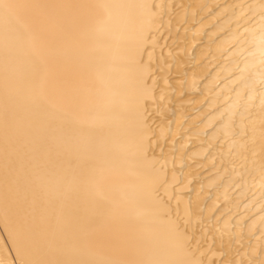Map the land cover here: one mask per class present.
<instances>
[{
    "label": "bare ground",
    "instance_id": "obj_1",
    "mask_svg": "<svg viewBox=\"0 0 264 264\" xmlns=\"http://www.w3.org/2000/svg\"><path fill=\"white\" fill-rule=\"evenodd\" d=\"M172 2L0 0V264L264 262V0Z\"/></svg>",
    "mask_w": 264,
    "mask_h": 264
},
{
    "label": "rangeland",
    "instance_id": "obj_2",
    "mask_svg": "<svg viewBox=\"0 0 264 264\" xmlns=\"http://www.w3.org/2000/svg\"><path fill=\"white\" fill-rule=\"evenodd\" d=\"M174 1V3L172 2V5H171V7H172V9H173V12H172V23H174V20H175V18H176V11H178L180 8L179 7H177V5H178V0H173ZM176 1V2H175ZM223 0H219V2H222ZM175 4V5H174ZM177 9H175L174 7ZM215 11V8L214 7H212V9L210 10V12L212 13V12H214ZM209 12V13H210ZM175 16V18H173ZM177 19V18H176ZM176 21V20H175ZM184 22V21H183ZM182 23V22H181ZM181 23L180 24H178V27H185L184 25H185V23H183L182 25H181ZM181 25V26H180ZM179 28V30L180 31H182L183 32V30H184V28H181L180 29ZM179 30H177V34L175 35V33L173 32V31H169V32H172V33H170L169 34V32L166 30V31H164V33H163V35H162V38H164L165 36V40H166V43H164L165 42V40L164 39H162V41L164 40V51H165V48H166V57H168L169 59H170V56L172 55L173 56V54H174V51H177V49L180 47V38L179 37H181L182 36V32L180 33V31ZM179 32V33H178ZM180 36H179V35ZM179 36V37H175V36ZM174 38H176V39H174ZM179 38V39H178ZM187 38V37H186ZM185 38V40H187ZM189 39V38H188ZM172 41H173V44L171 45V43H172ZM189 41V40H188ZM187 42V41H186ZM199 42V43H198ZM197 43H195V45H194V48H198V47H200L201 45H202V42L201 41H198ZM167 45V46H166ZM170 47H171V51H167L168 49L170 50ZM168 48V49H167ZM169 53H173V54H170V55H168ZM207 60H210V57H207L206 58ZM173 64V63H172ZM184 65H182V66H184V67H182V69L184 68V72H187V71H190L191 69H192V65H188V64H186V62L185 63H183ZM189 64H191V63H189ZM215 64H213V66H214ZM174 66V64L171 66V67H173ZM192 66V67H191ZM212 66V65H211ZM175 67V66H174ZM174 67L172 68V70H174ZM190 67V68H189ZM172 70H170V75L168 74V80H170V81H168V83L169 82H171V83H173V81L175 82L177 79H178V72H174V71H172ZM174 72V73H173ZM173 73V74H172ZM160 76V75H159ZM162 77H159V82H161V79ZM170 83V84H171ZM197 87H199V88H197V89H193L192 91H191V93H190V95L191 96H197V95H199V93H201V90H202V86L200 87V86H197ZM194 91V92H193ZM198 91V92H197ZM200 91V92H199ZM180 101V100H179ZM179 101H177V103L174 105V103L172 104V105H170V107H171V110H172V108H173V112H177V109H178V107H179V105H178V103H179ZM177 105V106H176ZM174 106V107H173ZM175 106H176V108L177 109H175ZM179 110V109H178ZM188 111H186L185 112V115L183 116V125H184V123L185 122H187V121H189V119L191 118V117H193V115H194V110H193V112H192V110H190V109H187ZM170 111V110H169ZM173 112L172 111H170L169 113H165L164 112V114H163V112H161V113H158V112H156L155 114H154V112H151L150 113V117H152V118H157V121L159 120H161V121H163V120H168V121H172L174 118L173 117H175L176 115L175 114H177V113H174L173 114ZM189 112V113H188ZM172 113V114H171ZM179 113V112H178ZM188 115H187V114ZM164 116H163V115ZM168 114V115H167ZM156 115V116H155ZM163 117H164V119H163ZM155 118V119H156ZM166 118H168V119H166ZM170 118H171V120H170ZM173 118V119H172ZM155 119H153L154 120V126H158V125H160L159 123H161V121L159 122H157L158 123V125H156L157 123H156V120ZM197 127V125L195 124V125H191V127L189 128V129H182V132L176 137V139H175V141H179V140H181V139H183V138H185V137H187V136H190V139H189V141H188V143H187V150L185 151V153H184V155H183V157L180 159V163H178V168H177V171L179 172L180 171V169H181V171L182 172H179V173H183V170L184 171H186V169H187V157H188V152H190V151H192V150H194L195 148H197L196 146H195V136H191V133H192V131L194 130V129H196V127ZM195 127V128H194ZM168 137V139H169V136H167ZM167 137H166V141H168V139H167ZM206 144H201V145H199V147L200 146H205ZM168 148V147H167ZM165 149H166V146L164 147V148H162V151H165ZM213 149H214V147L213 146H210V147H208V149H207V156L209 157V156H211V153H212V151H213ZM209 151H211L210 153H209ZM217 158L219 157V156H216ZM218 159H220V158H218ZM217 159V160H218ZM204 160V159H203ZM186 161V162H185ZM196 162V161H195ZM193 162L192 164H191V166L192 167H196V169H195V171H193V172H195V173H193V175L191 176V181H190V185H189V187H187L186 189H184L183 190V193H182V195H187V196H183L184 198H189V199H191V196H192V194H193V192H194V190H193V187L194 188H196L197 186L196 185H199V181H198V179H200L201 180V178H203V177H205L208 173H210V172H212V171H214L216 168H217V165L215 164L214 166H211V164H207L208 165V167L206 166V164L205 165H202L201 164V167H200V163L198 162ZM184 163H186V164H184ZM195 163V164H194ZM183 164V165H182ZM194 164V165H193ZM181 165H182V167H181ZM210 165V166H209ZM181 167V168H180ZM199 169H198V168ZM214 167H216V168H214ZM184 168V169H183ZM221 171V170H220ZM221 173V172H220ZM220 173H218V174H220ZM181 175V174H180ZM194 178V179H193ZM197 179V180H196ZM209 179H211V178H209ZM208 179V180H209ZM192 184V185H191ZM191 186H193V187H191ZM191 188H192V190H191ZM215 188V189H214ZM216 188L217 187H212L211 188V192L209 193V192H207V193H209L208 194V196H207V194H205L206 196H207V198L205 199V200H212L213 199V197H214V191L216 190ZM197 189V188H196ZM195 189V190H196ZM214 189V190H213ZM190 190V191H189ZM232 190H233V193H232ZM231 191H230V197L231 198H235V196L234 195H236L235 194V190L234 189H232ZM193 191V192H192ZM213 194V195H212ZM201 197L204 195V192H201ZM237 196V195H236ZM256 196H258V194H256ZM205 198V197H204ZM260 199H258L257 200V202H256V207L257 206H260V204H262L263 202L262 201H260L261 199L263 200V196L262 195H260V197H259ZM260 201V202H259ZM223 202V203H222ZM246 202L247 201H242V203H244V204H242V203H238V204H241V206L240 207H242L243 205H245L246 204ZM259 202V203H258ZM259 204V205H258ZM227 205L225 204V202H224V198L222 199V200H220V202H219V204L216 206V209L214 210V213H213V216H217V214L219 213L220 214V212H221V210L222 209H224L225 207H226ZM253 212V211H252ZM224 213V212H223ZM255 213V212H254ZM254 213H251V214H254ZM218 214V215H219ZM244 214H247V212H244ZM229 215V213H226L225 212V214L221 217V219H225L227 216ZM236 215V214H235ZM233 216V218H232V220H234L238 215H236V216ZM255 216H257V214L255 215ZM220 219V222L222 221ZM201 234H202V231H201ZM254 237H255V235H253ZM253 236H251V238H253ZM256 236H259L258 234L256 235ZM217 237H213V240L211 241V244H213V246H217V239H216ZM248 239L247 240H249V238L250 237H247ZM226 240V239H225ZM225 240H223L222 241V243H223V246H221L222 248L223 247H225L226 246V250H225V248H224V251H222L221 249V247H219V248H221V249H219L221 252H222V254L220 253V256H219V258H220V261H222V260H224L226 257H227V255H228V253L229 252H231V250L230 249H233V250H235L236 251V253H238V254H240V253H242V252H244L245 250H246V247H247V243L245 242V241H243L242 242V248L240 247V246H238V244H237V242H230V243H227L228 242V239H227V241H225ZM250 240H252V239H250ZM263 241L261 242V243H263V244H261V247H264V239H262ZM204 241V240H203ZM203 241H202V243H203ZM214 241V242H213ZM226 243V244H225ZM224 244H225V246H224ZM245 245H246V247H245ZM215 246V247H216ZM210 249H213L214 247H212V245H210ZM218 247V246H217ZM215 249V248H214ZM218 248H216V250H217ZM218 250V251H219ZM227 250H229V251H227ZM227 251V252H226ZM239 251V252H238ZM224 252V253H223ZM226 252V253H225ZM236 253H235V258H237V255H236ZM226 255V256H225ZM238 257H240L239 255H238ZM232 258H234V257H232ZM254 259H256V261L254 260ZM254 259H251L249 262H247V259H245V258H243L242 260H241V263L243 264V262H244V264L246 263V264H264V262L261 260V263H258V261H259V258H254ZM245 260V261H244ZM258 260V261H257ZM255 263H254V262ZM260 262V261H259Z\"/></svg>",
    "mask_w": 264,
    "mask_h": 264
}]
</instances>
